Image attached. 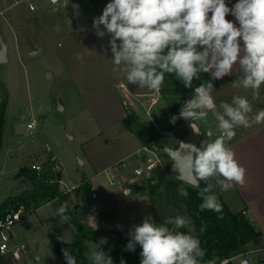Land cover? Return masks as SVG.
I'll return each instance as SVG.
<instances>
[{"label": "rangeland", "instance_id": "1", "mask_svg": "<svg viewBox=\"0 0 264 264\" xmlns=\"http://www.w3.org/2000/svg\"><path fill=\"white\" fill-rule=\"evenodd\" d=\"M108 2L110 0H61L53 6L42 1L38 10L31 12L24 4L12 6L13 0H0V11L6 9L0 15V48L2 44L7 47V61L0 64V106L7 102L0 150V204L8 196L28 188L23 168L40 173L53 167L62 174V191L73 194L74 188L90 180L96 194L92 211L113 214L112 220L99 225L96 215L88 213L86 222L95 228L115 229L130 238L133 226L141 224L149 215L159 224L168 217H186L188 213L202 223L189 209L187 197L178 191L186 184L175 182L169 175L172 159L164 147L166 144L176 147L183 129L178 130L177 125L164 117L158 120L161 109L167 108L161 97L174 104L179 113L183 101L192 98L195 87L186 88L173 74H166L161 94L154 93L158 94L160 102L150 114L146 111L147 98H143L144 106H138L137 111L140 118L148 122L138 121L151 141L147 150L136 152L130 134L118 119L117 106L108 97L113 77L121 81L116 76L118 72L113 70L109 44L106 60L97 65L101 58L92 35L101 43L109 42L110 36L98 37L93 20L102 14ZM49 19L64 20L66 33H47L45 24ZM33 49L39 52L32 55ZM86 49L94 50L95 54L89 55ZM167 89L173 96L168 95ZM117 94L122 105L123 96L119 91ZM32 120L35 126L29 129L27 125ZM159 130L167 134L162 138ZM147 158L160 159L162 163L152 173L137 176L135 169L145 168ZM57 165L59 171L55 169ZM103 167L108 168L102 172ZM165 174L168 177L160 180ZM134 178L138 179L137 183L131 182ZM127 186L131 189L129 195L123 192ZM60 205V200L54 199L31 212L24 211L22 219L13 226V244L23 248L22 259L31 264H61L50 234H55L63 247L71 245L76 236L68 220L61 223L57 214ZM191 225L190 221L179 231L187 233ZM84 241L94 249L93 241ZM114 244L109 241L102 248L108 254ZM11 257V253L2 256ZM262 257L263 254L256 255V264H264L260 261ZM200 264L218 262L200 261ZM233 264H239V260Z\"/></svg>", "mask_w": 264, "mask_h": 264}, {"label": "clouds", "instance_id": "2", "mask_svg": "<svg viewBox=\"0 0 264 264\" xmlns=\"http://www.w3.org/2000/svg\"><path fill=\"white\" fill-rule=\"evenodd\" d=\"M229 14L235 21L226 18ZM93 28L100 38L110 36L113 70L140 89H159L166 74H173L184 87L191 88L200 73L222 79L238 66L241 76L232 86L251 89L253 99L260 98L264 85V0H238L232 7L225 0H110L102 14L94 18ZM86 50L89 55L95 54L94 50ZM213 91L212 82L196 87L192 98L170 122L178 118L190 120L199 133L195 122H207L212 113L219 135L202 142L200 147L181 143L186 154L177 168L182 176H195L205 182L214 179L220 191L226 192L243 185L246 174L228 142L235 137L236 129L264 123V109L250 117L252 104L246 96L239 95L218 107ZM213 188L212 183H207L199 191L200 211H222ZM178 191L187 197L185 188ZM123 192L130 194L129 189ZM67 207L64 203L57 210L61 223L68 220ZM189 224L190 220L181 215L159 224L149 215L130 230L125 250L134 251L138 244L142 249L140 264H200L205 255L200 240L179 231ZM106 243L107 238L101 237L86 254L90 264H113L112 257L101 247ZM62 252L66 264H77L69 250ZM120 264L125 261L121 259Z\"/></svg>", "mask_w": 264, "mask_h": 264}, {"label": "trees", "instance_id": "3", "mask_svg": "<svg viewBox=\"0 0 264 264\" xmlns=\"http://www.w3.org/2000/svg\"><path fill=\"white\" fill-rule=\"evenodd\" d=\"M167 91L169 96H173L169 89ZM187 100L189 99L183 101L179 109L182 108ZM6 104L5 106H0V150L4 139ZM170 105L172 107V116H178L179 113L176 112L174 104ZM123 124L127 129L140 137L145 145H149L151 139L148 138V133L141 129L136 113L128 106L127 116L123 119ZM22 172L25 180L28 182V188L20 194L8 196L0 204V218L11 211L18 210L20 207H23L26 212H31L43 203L59 199L61 204L67 203L68 206L65 215L68 217V222L74 229L76 239L67 250L76 257L77 264H90L86 254L92 249L84 240L93 241L97 244L101 237H106L107 242H115L113 250L108 253L113 259V264H120L121 259L125 261V264H140V252L142 249L138 244L134 251L125 250L130 238L123 236L121 232L115 229L103 230L95 228L87 222H79L81 215H87L91 212L96 215V220L99 225L113 219V214L92 211L93 192L90 180H84L82 184L73 189L74 193L71 194L60 189L62 174L55 172L53 167H47L40 173L29 167H25ZM165 177L166 174L159 178L160 180H164ZM199 182L198 187L185 185L183 188L188 192L187 199L190 210L197 213L204 223L202 232L195 236L200 240L201 247L205 252V255L200 261H217L220 263L238 254L243 247L255 240L260 235V232L244 212L234 213L219 193L216 195L223 206L221 212L217 213L212 210L200 211L199 205L202 203V200L198 193L202 188L207 186V182L200 179ZM50 238L58 252L59 262L66 264L62 252L66 248L61 245L59 239L54 234H50ZM227 264L233 263L229 262Z\"/></svg>", "mask_w": 264, "mask_h": 264}, {"label": "crops", "instance_id": "4", "mask_svg": "<svg viewBox=\"0 0 264 264\" xmlns=\"http://www.w3.org/2000/svg\"><path fill=\"white\" fill-rule=\"evenodd\" d=\"M225 2L229 7H232L235 3L238 2V0H225ZM226 18L228 20L235 21V17H233L231 14H229ZM45 30L50 35H63L67 31L66 22L64 20L56 21L53 19H49L48 22H46L45 24ZM92 36H94L95 47L100 52L101 59H99V62H97V65L98 63H100V61H101V64H103L104 61L106 60V55H107L106 47L108 46L109 42L107 40L101 43L99 42L98 39L97 40L95 39V35H92ZM59 46H60V43H59ZM116 76L117 78H121V81L117 82L115 81V78L113 77V80L108 89L110 93L108 97L113 99V102L117 106L118 114L117 113L116 114L118 115L119 117L118 119L120 123H122L123 128H126L123 124V119L127 116V106L136 113V116L139 121L148 122L140 118V116L138 115L137 107L138 106L143 107L144 106L143 98H147L145 104L147 106L146 111L148 113L147 102L152 97H156L158 101L151 108V109H154V107H156L158 103L160 102V98L158 97V94L155 95L154 93L156 91L160 92V88L157 90L140 89L138 88L137 85L129 84L127 80H125L124 76L120 74L119 72L116 74ZM240 76H241V72L239 70V67L236 66L234 67L233 73L231 75L225 76L222 79H213L211 73H200L198 78H194L192 85L194 87H198L202 83L212 82L214 85V91L212 95L218 107L221 102L231 103L232 98L234 96H237V95L246 96L251 102L252 109H253L252 113H250L249 115L250 117H254L258 113L259 110L264 109V85H262L260 89V98L253 99V92L251 89H244L243 87L237 88V87L232 86V82L236 79H239ZM126 83H128L129 88L126 87L127 85ZM121 84L125 86V89L127 90L126 93H125V90L122 91L119 88ZM117 91H119L120 95L123 96L122 105L124 106V111L122 110L123 107L120 103L121 101H120V97L117 94ZM130 95L135 100H132L129 97ZM162 100L166 104L167 108L161 109V112H160L161 117L158 120L163 119V117L165 118V120H171V118L173 117L172 107L169 102H167L161 97V101ZM150 110H149V114H150ZM151 122L154 123L153 119H151ZM197 123L203 131V137L198 147H200L202 142H208V141L214 140L218 136L216 134L218 131L217 122L211 112H209L208 114L207 122L197 121ZM174 124L177 125L178 130L183 129V134L181 135L177 143V146H178L180 141L187 134V129L185 127L183 118L176 120ZM124 130L127 132V134H130L132 144L135 146L136 152L140 151L141 149H145V147H149L145 145L142 139L138 137L135 133H133L127 128ZM159 133L162 138L164 136L163 134H167L166 132H163V130H159ZM140 143H142L143 146H141ZM228 146L235 153V159L239 162L241 166H243L246 169L245 183L243 185H236L232 190H229L226 192L220 191L219 187L216 186V182L214 179H211L207 183H212L214 185L213 192L215 194L219 193L234 213L244 212L253 221L257 230L260 232V235L255 240H253L252 242L247 244L245 247H243L241 252L239 253L264 250V123H260V124L253 123L252 126L249 128L240 127L236 129V135L230 142H228ZM165 147L176 148L175 146H170L168 144H166ZM165 147H164V150H165ZM53 157L55 160H57L55 156ZM107 168L108 167H103L101 168L100 171L102 172L106 171ZM166 177H168L167 174H166ZM172 180H175V182H179V184L181 182L177 179H172ZM131 182L137 183L138 179L134 178L132 179ZM125 189H129L131 193V189L128 186L125 187L123 191ZM92 192H93V189H92ZM187 204H188V199H187ZM185 214H186V217H188L192 223L187 233L192 234L193 236H196L197 234L202 232V230L204 229L203 221L202 223H199L193 215H190V214L188 215V213H185ZM114 227L116 226L114 225ZM12 236H13V233H12ZM0 264H31V263L22 258L15 259L12 256L11 258L0 257Z\"/></svg>", "mask_w": 264, "mask_h": 264}, {"label": "built area", "instance_id": "5", "mask_svg": "<svg viewBox=\"0 0 264 264\" xmlns=\"http://www.w3.org/2000/svg\"><path fill=\"white\" fill-rule=\"evenodd\" d=\"M14 3L12 6H18V5H25L29 11L31 12H36L38 10V6L42 1L48 2L50 5L56 6L58 5L61 0H13ZM6 11H0V15H2ZM122 91L125 90V93L127 90L125 89L124 85H120L119 87ZM196 88V87H195ZM157 98L152 97L150 100H148V114L149 110L152 108L153 105L157 103ZM35 126V121L32 120L27 127L29 129H33ZM147 150V147H145ZM146 167L145 168H136L135 169V174L137 176L143 175L144 173L150 174L152 171L157 167L158 164H161V160L156 159V161H153L151 158H147L146 160ZM125 166V164H123ZM36 169H40L39 167L34 166ZM56 171L60 170V166L55 167ZM96 194H92V198H95ZM24 213L23 207H20L16 211H11L7 213L5 216L0 218V257L5 256L7 254H12V256L15 259H20L21 258V252L23 251V248L19 246L17 243L13 244V236H12V228L13 226L22 219ZM263 254V257L260 258V261L264 263V250H257L253 252H243V253H238L231 257L228 260H224L218 264H227L229 262H234L236 259L239 260V264H256V255L257 254Z\"/></svg>", "mask_w": 264, "mask_h": 264}, {"label": "water", "instance_id": "6", "mask_svg": "<svg viewBox=\"0 0 264 264\" xmlns=\"http://www.w3.org/2000/svg\"><path fill=\"white\" fill-rule=\"evenodd\" d=\"M38 52H39V49H33L30 53L32 55H35ZM6 61H7V47L4 44H2V46L0 48V64L5 63ZM183 121H184L185 127L187 129V134L185 135V137L180 141L179 145L176 148L165 147L166 153L172 159V163H171L170 170H169V175L171 177L185 183L186 185H189L192 187H198L200 184L199 179L195 176H187V175L182 176L180 174L178 168H177V165H178L180 159L186 154V150L182 147L181 143L193 144V145L198 147V145H199V143L203 137V131L197 122H195V123L198 127L199 133L194 131V129L191 126L192 122L190 120L183 119ZM86 219H87V215L83 214L80 216L79 222L85 223ZM69 247H70L69 244H67L65 246L66 249H68Z\"/></svg>", "mask_w": 264, "mask_h": 264}]
</instances>
